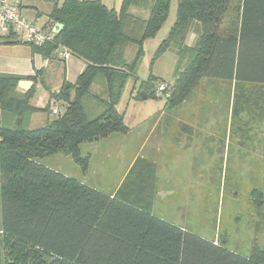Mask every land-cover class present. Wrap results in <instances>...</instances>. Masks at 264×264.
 <instances>
[{
	"label": "trees",
	"instance_id": "trees-1",
	"mask_svg": "<svg viewBox=\"0 0 264 264\" xmlns=\"http://www.w3.org/2000/svg\"><path fill=\"white\" fill-rule=\"evenodd\" d=\"M150 2L147 18L130 12L131 6ZM171 2L123 0L119 9L102 0L56 2L49 23L64 27L55 42L30 47L45 58L65 47L86 66L75 83L64 81L51 94L65 110L41 127L24 128L29 113L51 110L50 104L31 103L35 84L21 92L19 81L33 77L0 73V264H264V251L240 253L153 213L150 199L138 196V186H132V173L140 174L139 160L127 175L128 187L123 183L115 193L40 161L62 152L84 172L89 156H83L82 143L128 130L117 105L128 77L136 73L144 43L156 38L168 20ZM230 7L231 0H178L175 20L157 49L180 46L179 63L188 56L176 71L167 100L171 105L181 103L204 77L264 85V0H242L238 32L222 35ZM194 22L201 33L187 45ZM1 43L19 42L0 34ZM129 44L137 47L131 62L125 58ZM99 79L105 82L106 108L90 119L84 99ZM157 80L151 75L142 82L146 98H157ZM136 97L143 99L139 93ZM5 114L13 115L12 126H4ZM153 167H147L152 177Z\"/></svg>",
	"mask_w": 264,
	"mask_h": 264
},
{
	"label": "rangeland",
	"instance_id": "rangeland-1",
	"mask_svg": "<svg viewBox=\"0 0 264 264\" xmlns=\"http://www.w3.org/2000/svg\"><path fill=\"white\" fill-rule=\"evenodd\" d=\"M24 1L46 10L40 20L45 22L47 10L50 13L62 0ZM103 1L119 9L123 0ZM241 1L231 0L220 34L238 32ZM177 3L172 0L169 18L156 38L144 43L136 73L124 85L117 108L132 128L112 133L102 143H82L83 156L92 153L90 168L84 173L90 171L87 182L115 193L123 183L128 187L127 175L139 160L140 174L132 173V186H138V196L150 199L151 210L240 253L260 254L264 251V85L204 77L175 106L157 93V98H143V90L138 91L151 75L159 78L154 82V91L158 83L172 88L176 71L187 63L185 54L179 63L178 45L157 53L175 20ZM150 7L151 2L143 8L146 18ZM138 9L131 6L130 12L136 14ZM200 33L194 22L184 43L194 45ZM136 50L133 44L126 47L128 62L134 59ZM98 87L94 85L84 99L90 119L106 108L96 105L95 95L104 97ZM50 91L40 86L35 101L46 107ZM137 91L142 100L136 97ZM64 110L65 106L61 114ZM32 114L27 115L26 129L38 127L30 122ZM13 123V115L5 114L4 126ZM40 161L69 173L80 169L70 154L62 152L46 155ZM150 163L154 166L153 177L147 170Z\"/></svg>",
	"mask_w": 264,
	"mask_h": 264
},
{
	"label": "crops",
	"instance_id": "crops-1",
	"mask_svg": "<svg viewBox=\"0 0 264 264\" xmlns=\"http://www.w3.org/2000/svg\"><path fill=\"white\" fill-rule=\"evenodd\" d=\"M64 0L60 2L62 4ZM104 4H106L110 8H115L116 5L111 6L108 5L105 1L102 0ZM123 2V1H122ZM121 2V4H122ZM35 3H31L30 1H24L22 0V14L25 18H27L30 21L35 22L39 26L43 28H54L56 24H50L49 23V10H47V19L45 22L40 21L41 20V14H44L46 10L43 11L41 7L38 5H34ZM121 6V5H120ZM120 8V7H119ZM144 8V7H143ZM138 9L136 14L144 16V9ZM147 16V15H146ZM24 43L19 44H0V73L4 74H12V75H17V76H22V77H28L32 76L33 78L31 79H23V80H28L31 82L29 85V88L26 90L21 88V92H27L32 88V86H35V94L33 98L31 99V103L36 106V107H44V104H38L36 100V93L38 92L40 86L46 87L48 92L50 91V97L47 102V104L51 105V110L50 113L47 112H34L30 118V122H35L38 124V127L43 126L46 122L49 120H52L55 118L57 114L53 113V108L55 106H58L60 108L63 107V102L58 101L54 98H52L51 94L54 92H58L63 84L64 81H68L71 83H75L79 77V75L82 73L84 70L86 63L81 60L80 58L76 56H72L68 60H61L59 57L56 56V50L54 52V55L50 58H45L42 54L40 53H34L30 48H25ZM28 45V44H27ZM25 48V49H23ZM94 85H98V89L101 88V94H104V97H101V99L98 97V95H95V98L97 99L96 105H103V99L107 97L106 93V88H105V82L98 80L97 83H94ZM141 87V86H140ZM139 87L138 91L141 90ZM137 91V93H138ZM98 92V91H97ZM144 92V91H142ZM136 93V94H137ZM133 94V92H132ZM134 94V98L135 95ZM144 98V97H143ZM146 98V97H145ZM102 103V104H101ZM35 114V115H34ZM37 114V115H36ZM128 126V125H127ZM129 128H132L131 126H128ZM111 135V134H110ZM109 135V137H110ZM108 137V136H107ZM105 137V138H107ZM108 137V138H109ZM101 140V139H100ZM98 141V143H102L105 139ZM89 156V168H90V163L92 160V153H87ZM52 167L53 169H56L66 175L75 177L76 179L82 181L83 183H86L88 185H91L96 188L97 187L89 182H87V175H89L90 171L88 170L86 173L81 172V170H77L78 173H69L65 170H63L61 167H54V166H49ZM103 190V189H101ZM105 191V190H103ZM109 192V191H106ZM110 193V192H109ZM153 213L156 215L171 221L167 217H165L162 214L156 213V211L153 209ZM172 222V221H171ZM174 223V222H173ZM176 224V223H175ZM178 225V224H177Z\"/></svg>",
	"mask_w": 264,
	"mask_h": 264
},
{
	"label": "built area",
	"instance_id": "built-area-1",
	"mask_svg": "<svg viewBox=\"0 0 264 264\" xmlns=\"http://www.w3.org/2000/svg\"><path fill=\"white\" fill-rule=\"evenodd\" d=\"M57 28H43L22 14V0H0V34L11 36L12 39L30 46H41L55 42ZM56 56L61 60L72 57L65 47H58ZM155 93L166 98L171 97V88L167 84L158 83ZM53 113H59V107L53 108Z\"/></svg>",
	"mask_w": 264,
	"mask_h": 264
},
{
	"label": "water",
	"instance_id": "water-1",
	"mask_svg": "<svg viewBox=\"0 0 264 264\" xmlns=\"http://www.w3.org/2000/svg\"><path fill=\"white\" fill-rule=\"evenodd\" d=\"M63 27H64V25L62 23H57L55 25V28H57L56 32L59 33L62 30ZM30 84H31V82L28 81V80H21V81H19V86L21 88L25 89V90L27 88H29V85ZM142 96L145 98L146 97V93L145 92H142Z\"/></svg>",
	"mask_w": 264,
	"mask_h": 264
}]
</instances>
